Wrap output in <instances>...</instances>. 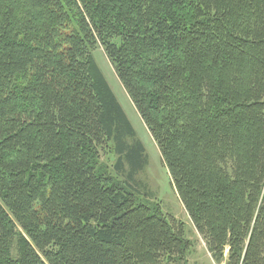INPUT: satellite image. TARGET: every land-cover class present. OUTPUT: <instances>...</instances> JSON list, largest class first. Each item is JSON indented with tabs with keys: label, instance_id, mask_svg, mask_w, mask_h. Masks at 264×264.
Segmentation results:
<instances>
[{
	"label": "trees",
	"instance_id": "16d2710c",
	"mask_svg": "<svg viewBox=\"0 0 264 264\" xmlns=\"http://www.w3.org/2000/svg\"><path fill=\"white\" fill-rule=\"evenodd\" d=\"M264 264V0H0V264Z\"/></svg>",
	"mask_w": 264,
	"mask_h": 264
},
{
	"label": "rangeland",
	"instance_id": "374dc122",
	"mask_svg": "<svg viewBox=\"0 0 264 264\" xmlns=\"http://www.w3.org/2000/svg\"><path fill=\"white\" fill-rule=\"evenodd\" d=\"M92 53L111 90L131 122L137 137L143 143L148 155V164L145 170L138 174V178L145 182L147 189L154 195V200L160 203L164 213L172 215L185 223L186 235L194 243V247L188 255V262L211 264L205 244L191 224L180 202L176 190L171 183L167 169L161 160L159 150L145 124L135 110L122 84L114 73L109 60L100 47L95 48Z\"/></svg>",
	"mask_w": 264,
	"mask_h": 264
},
{
	"label": "crops",
	"instance_id": "0c3cea01",
	"mask_svg": "<svg viewBox=\"0 0 264 264\" xmlns=\"http://www.w3.org/2000/svg\"><path fill=\"white\" fill-rule=\"evenodd\" d=\"M208 256H209V253L207 252ZM210 257V256H209ZM211 264H214L213 261L211 260V258L209 259Z\"/></svg>",
	"mask_w": 264,
	"mask_h": 264
}]
</instances>
